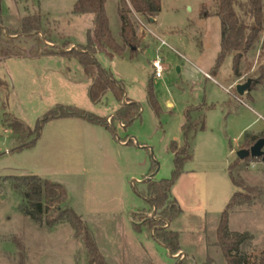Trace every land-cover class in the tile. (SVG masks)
I'll list each match as a JSON object with an SVG mask.
<instances>
[{
    "label": "rangeland",
    "instance_id": "obj_1",
    "mask_svg": "<svg viewBox=\"0 0 264 264\" xmlns=\"http://www.w3.org/2000/svg\"><path fill=\"white\" fill-rule=\"evenodd\" d=\"M75 1L2 3L6 27L17 29L24 15L39 12L43 32L7 42L11 53L0 61L4 83L0 86V264H91L83 239L68 222L49 226L22 211L23 197L13 189L11 175H38L64 185L67 204L92 230L108 264H227L216 228L229 190V198L243 190L233 184L229 166L233 164L235 179L244 186L264 189L262 159L237 156L246 132H264V80L244 96L236 91L238 83L257 79L264 66V31L245 54L241 76L234 75L231 56L214 73L221 20L215 14L207 15L213 0H161L154 23L136 13L129 0H122L130 6V16L142 37L139 51L134 58L129 56V48L123 56L107 50H98L94 56L104 69L124 81L126 96L141 106L140 117L124 127L117 118L112 119L121 106L112 92L99 103L92 101V81L76 58L45 53L47 37L59 46L67 41L76 47L87 44L92 16L74 15ZM120 1L106 0L110 27L119 43ZM136 14L149 30L140 26ZM150 31L168 43L159 50L165 67L160 78L152 65L160 42ZM149 85L159 112L149 103ZM212 104L213 109L204 111L206 128L195 136L194 158L185 164L195 173L173 195L179 197L183 209L170 224L181 235L182 250L173 257L153 238L152 231L145 227L141 233L135 231L133 214L137 219L148 214L160 218L155 209L148 210L147 182L171 177L174 155L170 145L184 142L186 108ZM58 106L113 116L109 127L81 118L51 120L44 124L35 146L18 151L19 145L34 138L31 130L38 120ZM17 122L25 128L21 132L15 129ZM229 229L248 234L241 251L250 263L261 256L264 194L236 205L230 211Z\"/></svg>",
    "mask_w": 264,
    "mask_h": 264
},
{
    "label": "trees",
    "instance_id": "obj_2",
    "mask_svg": "<svg viewBox=\"0 0 264 264\" xmlns=\"http://www.w3.org/2000/svg\"><path fill=\"white\" fill-rule=\"evenodd\" d=\"M3 1L5 0H0V61L11 53V50L6 47L7 42L16 39L20 35L38 36L39 33L43 32L42 17L39 12L24 15L22 24L17 29L13 30L6 27L3 23ZM129 1L135 12L147 20H150V17H156L162 7L161 0ZM72 13L74 15L91 14L93 17V25L88 31L87 44L72 47V43L67 41L61 46H57L51 38L47 37L45 38L47 42L45 43V53L76 58L83 67L86 76L92 81L90 87L92 101L99 103L108 92H112L121 104L112 119L117 118L126 127L133 120L140 117L141 106L138 102L126 96L124 81L104 69L98 63L94 54L98 50H107L123 56L126 49L129 48V56L131 58L136 56L141 46L142 37L138 36L135 24L130 16L131 8L128 4L123 3L118 7L121 20V43L116 40L112 33L106 11V0H77ZM210 14L219 16L221 20V47L214 73H217L224 60L231 56L234 75L241 76V62L245 54L254 48L264 31V0H213V5L207 10V15ZM262 80H264V66L261 68L260 74L251 89ZM3 84V81L0 80V86ZM124 98L127 99L126 102H124ZM148 100L152 108L159 112L160 108L151 85L148 87ZM214 107L215 104L210 106L191 105L186 108L184 112L185 121L182 125L184 142L179 145L176 141H172L170 145L174 155V169L171 177L160 180L151 178L147 182L145 198L150 205L148 210L153 211L155 209L160 218L155 219L148 214V216H140L137 219V214H133L135 231L141 233L143 227L149 229L152 231L153 238L173 255L182 250L181 235L178 231L172 230L170 224L183 213V209L173 196L172 189L184 172L185 164L194 158L193 143L195 136L199 131L206 128L205 109H213ZM60 118H81L91 123L109 127L107 117L95 115L75 106H58L48 112L43 119L38 120L35 128L31 130L34 135L32 141L19 145L17 150L21 151L35 146L41 136L44 124ZM15 129L17 132H21L25 128L22 123L17 122ZM263 136L264 132L261 135L246 132L242 149H249L255 141ZM132 142L130 140L127 144ZM233 171V164H231L229 166L231 179L236 186L243 187V190L236 191L231 196L220 215L216 228L218 245L227 264H264V252L250 263L248 257L241 251V246L247 240L248 234L229 229L230 211L236 205L252 202L257 195H263L264 189L257 186H244L243 183L235 179ZM9 177L13 179V189L23 197L21 209L26 215H29L38 223L46 222L49 226L68 222L74 229L75 235L83 239L90 263L108 264L92 230L83 220V217L67 204L68 191L64 185L49 179H43L38 175H11ZM167 223H169V226H166ZM178 264H186V262L179 261Z\"/></svg>",
    "mask_w": 264,
    "mask_h": 264
},
{
    "label": "water",
    "instance_id": "obj_3",
    "mask_svg": "<svg viewBox=\"0 0 264 264\" xmlns=\"http://www.w3.org/2000/svg\"><path fill=\"white\" fill-rule=\"evenodd\" d=\"M150 22H155V17H150ZM255 78H248L244 83H238L236 85V90L240 96H244L246 93L251 90L252 85L255 82ZM237 156L240 159H246L247 157L252 158H261L264 162V136L259 138L249 149H240L237 152ZM169 226V223H167ZM171 256L175 257L171 252H169Z\"/></svg>",
    "mask_w": 264,
    "mask_h": 264
},
{
    "label": "built area",
    "instance_id": "obj_4",
    "mask_svg": "<svg viewBox=\"0 0 264 264\" xmlns=\"http://www.w3.org/2000/svg\"><path fill=\"white\" fill-rule=\"evenodd\" d=\"M136 18L137 21L139 22L140 26L143 29H148L147 24H145L143 22V20L136 14ZM149 30V29H148ZM152 34L155 35V33H153L152 31H150ZM157 40L160 42L158 50H157V55L156 57L152 60V65L155 69V76L160 78L163 76V71L165 69L164 64H163V57H161V55L159 54V50L163 47L168 45L167 41L165 39H163L162 37L155 35ZM205 75L209 78H211V76L208 73H205ZM240 101H242L240 98H238ZM108 121L111 122V118H108ZM122 125V124H121Z\"/></svg>",
    "mask_w": 264,
    "mask_h": 264
},
{
    "label": "crops",
    "instance_id": "obj_5",
    "mask_svg": "<svg viewBox=\"0 0 264 264\" xmlns=\"http://www.w3.org/2000/svg\"><path fill=\"white\" fill-rule=\"evenodd\" d=\"M77 1V0H76ZM75 1V2H76ZM122 3V0L119 2V4H118V7H119V5ZM75 4V3H74ZM74 6V5H73ZM79 15H87V14H79ZM92 16V15H91ZM158 16V15H157ZM157 16L155 17V22L157 21ZM120 18V17H119ZM92 21H93V17H92ZM120 27H121V20H120ZM91 28H89V30H90ZM88 30V31H89ZM48 43H50V42H48ZM50 44H52V43H50ZM55 45H57V46H59L58 44H56L55 43ZM77 46V44H75V43H72V47H76ZM210 75V74H209ZM211 76V75H210ZM209 78V77H208ZM211 79H213V77L211 76ZM129 99H131L129 96H127ZM133 100V99H132ZM134 101V100H133ZM111 116H113V115H111ZM111 116H108L107 117V119L109 118V117H111ZM61 119H69V118H61ZM73 119V118H72ZM123 126V125H122ZM263 131V129H261V130H259V131H257V132H252V133H254V134H257V133H259V132H262ZM125 142V141H124ZM177 142V141H176ZM178 143V142H177ZM183 143V142H182ZM182 143L181 144H179V145H182ZM123 145V144H122ZM128 145H130V144H128ZM190 173H195V171L192 169V168H186V166H185V168H184V172L182 173V175L180 176V178L178 179V181H177V183L175 184V186L173 187V189H172V194L174 195V193H175V190L177 189V187H179V185H181L182 183H184V181L187 179V178H189V176H190ZM230 178H231V176H230ZM232 180V179H231ZM233 182V181H232ZM234 184V183H233ZM235 185V184H234ZM230 194H231V190H229V192H228V195L226 196V199H229L230 200V198H229V196H230ZM177 200H178V202H179V204L181 205V200L179 199V197L177 196V197H175ZM228 200V201H229ZM227 205V204H226Z\"/></svg>",
    "mask_w": 264,
    "mask_h": 264
}]
</instances>
